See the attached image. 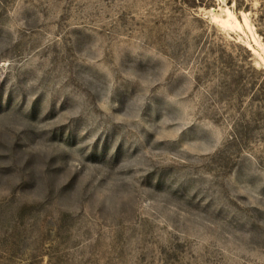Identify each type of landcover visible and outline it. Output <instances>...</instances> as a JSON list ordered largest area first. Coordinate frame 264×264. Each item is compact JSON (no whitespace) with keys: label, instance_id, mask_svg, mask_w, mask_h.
Masks as SVG:
<instances>
[{"label":"rangeland","instance_id":"obj_1","mask_svg":"<svg viewBox=\"0 0 264 264\" xmlns=\"http://www.w3.org/2000/svg\"><path fill=\"white\" fill-rule=\"evenodd\" d=\"M0 264H264V0H0Z\"/></svg>","mask_w":264,"mask_h":264}]
</instances>
